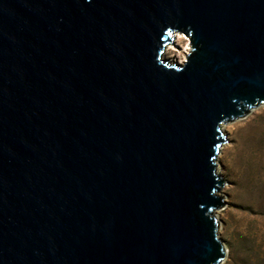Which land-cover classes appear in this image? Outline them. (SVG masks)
I'll use <instances>...</instances> for the list:
<instances>
[{"label": "water", "instance_id": "water-1", "mask_svg": "<svg viewBox=\"0 0 264 264\" xmlns=\"http://www.w3.org/2000/svg\"><path fill=\"white\" fill-rule=\"evenodd\" d=\"M261 105L264 0H0V264H221V126Z\"/></svg>", "mask_w": 264, "mask_h": 264}, {"label": "rangeland", "instance_id": "rangeland-1", "mask_svg": "<svg viewBox=\"0 0 264 264\" xmlns=\"http://www.w3.org/2000/svg\"><path fill=\"white\" fill-rule=\"evenodd\" d=\"M183 36V37H182ZM189 39L176 33L166 57L183 63ZM227 142L217 157L224 206L213 212L226 255L221 264H264V105L222 124Z\"/></svg>", "mask_w": 264, "mask_h": 264}, {"label": "bare ground", "instance_id": "bare-ground-1", "mask_svg": "<svg viewBox=\"0 0 264 264\" xmlns=\"http://www.w3.org/2000/svg\"><path fill=\"white\" fill-rule=\"evenodd\" d=\"M183 37V36H182ZM165 55H166V53H165ZM223 130V126H221V131Z\"/></svg>", "mask_w": 264, "mask_h": 264}]
</instances>
